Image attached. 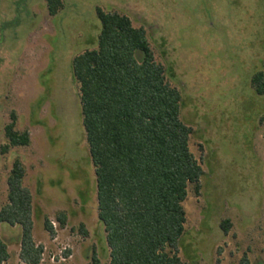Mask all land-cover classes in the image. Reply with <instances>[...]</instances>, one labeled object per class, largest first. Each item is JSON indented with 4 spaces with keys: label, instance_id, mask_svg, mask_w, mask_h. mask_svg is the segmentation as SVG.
<instances>
[{
    "label": "rangeland",
    "instance_id": "rangeland-1",
    "mask_svg": "<svg viewBox=\"0 0 264 264\" xmlns=\"http://www.w3.org/2000/svg\"><path fill=\"white\" fill-rule=\"evenodd\" d=\"M61 1L51 17L46 0H0V148L12 114L15 130L28 131L30 140L0 153V205L19 158L32 195L33 239L43 247L40 264H91L93 253L109 262L72 77L73 58L96 46L97 8L145 30L155 60L171 69V84L181 95V119L192 129L189 149L203 171L198 194L189 185L182 204L181 261L243 264L245 257L262 264L264 95L253 90L251 78L264 73V0ZM59 212L66 216L63 227ZM45 218L53 238L44 230ZM20 233L1 226L10 256L5 264H23Z\"/></svg>",
    "mask_w": 264,
    "mask_h": 264
},
{
    "label": "trees",
    "instance_id": "trees-1",
    "mask_svg": "<svg viewBox=\"0 0 264 264\" xmlns=\"http://www.w3.org/2000/svg\"><path fill=\"white\" fill-rule=\"evenodd\" d=\"M46 5L51 17L63 7L61 0H46ZM96 14V46L73 58L72 77L94 169L108 264H185L178 255L186 222L182 204L189 185L198 194L203 171L189 149L192 129L181 119L180 92L171 84V69L155 60L143 28L115 11L97 8ZM251 87L264 95L262 71L252 76ZM15 123L12 114L4 127L2 155L30 144L28 131H16ZM25 174L15 158L6 179V203L0 205V264L10 258L1 238L3 224L20 229L19 260L41 262L43 247L33 239L35 214ZM56 221L63 227L65 213L59 212ZM228 227L229 220L221 222L225 233ZM44 230L54 237L48 218ZM80 232L86 234L83 226ZM241 261L248 264L245 257ZM91 264H102L95 253Z\"/></svg>",
    "mask_w": 264,
    "mask_h": 264
},
{
    "label": "crops",
    "instance_id": "crops-1",
    "mask_svg": "<svg viewBox=\"0 0 264 264\" xmlns=\"http://www.w3.org/2000/svg\"><path fill=\"white\" fill-rule=\"evenodd\" d=\"M259 140L260 142H263L264 139H263V136H262V133L259 134ZM262 155V154H261ZM262 157V156H261ZM262 161L264 162V159H262Z\"/></svg>",
    "mask_w": 264,
    "mask_h": 264
},
{
    "label": "built area",
    "instance_id": "built-area-1",
    "mask_svg": "<svg viewBox=\"0 0 264 264\" xmlns=\"http://www.w3.org/2000/svg\"><path fill=\"white\" fill-rule=\"evenodd\" d=\"M53 225V224H52ZM43 256V254H42ZM66 258H64L63 256H60V261L64 262ZM54 260V258H52V261ZM41 261H42V258H41Z\"/></svg>",
    "mask_w": 264,
    "mask_h": 264
}]
</instances>
